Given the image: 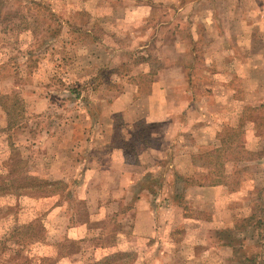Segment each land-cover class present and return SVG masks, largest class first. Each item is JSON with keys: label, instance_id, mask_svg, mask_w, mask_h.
I'll list each match as a JSON object with an SVG mask.
<instances>
[{"label": "crops", "instance_id": "1", "mask_svg": "<svg viewBox=\"0 0 264 264\" xmlns=\"http://www.w3.org/2000/svg\"><path fill=\"white\" fill-rule=\"evenodd\" d=\"M102 1L93 0L97 19ZM226 1L233 4L225 11L213 5L217 0H116L117 9L123 7L130 19L160 18L158 23L164 25L182 20L187 11L185 18L193 25L204 23V29L198 32L190 26V41L157 43L160 63L148 90L137 94L136 85L128 82L111 99V112L132 131L146 125L147 133L127 146L131 152L141 150L135 159L114 151L109 165L94 162L93 176L101 187L98 210L116 206L117 221H130L121 242L118 237L97 245L93 263L134 252L125 264H259L246 253L250 245L261 250L264 244V210L250 211L255 201L264 209V179L259 178H264V0ZM171 33L176 35V30ZM200 37L208 72L204 68L194 77L193 63L186 65L182 58L183 52H193ZM147 45L139 47L147 51ZM169 50V58H164ZM234 115L241 116V122L232 123ZM244 117L252 126L243 125ZM154 139L156 143H150ZM80 163L77 173L83 177L91 165L86 159ZM247 170L248 188L242 185ZM227 175L231 181L221 183ZM70 229L68 237L80 240L88 225L81 222ZM61 262L73 264L67 256Z\"/></svg>", "mask_w": 264, "mask_h": 264}, {"label": "rangeland", "instance_id": "2", "mask_svg": "<svg viewBox=\"0 0 264 264\" xmlns=\"http://www.w3.org/2000/svg\"><path fill=\"white\" fill-rule=\"evenodd\" d=\"M217 1L213 5L223 6L225 11L233 4ZM106 2L98 4L102 16L97 19L93 0H0V95L8 94L9 102L16 101L19 111L15 124L7 127V115L0 106V185H13L16 178L24 176L62 177L66 184L46 197L0 190V262L17 258L29 259L30 264L41 259L66 264L61 261L67 256L73 264H95L98 244H109L118 237L121 242L126 235L124 225L129 217L119 223L116 206L98 210L101 187L93 176L94 162L109 165L114 151L135 159L141 150L131 152L127 146L145 135L147 126L139 124L132 131L119 114L110 111L109 104L128 82L136 85L137 94L148 90L155 64L160 63L157 43L190 41L188 28L202 32L204 23L193 25L185 18L186 10L181 21L164 25L158 23L160 18L130 19L123 7L117 9L116 0ZM155 32H160L158 37ZM202 41L200 37L195 42L193 52H183L182 62L193 63L194 77L204 68L208 72ZM143 44H148L147 51L139 47ZM170 53L163 57L169 58ZM240 119L234 115L231 122L238 124ZM242 123L252 126L247 117ZM261 139L264 145V136ZM144 156L152 158L146 152ZM84 159L91 167L81 177L77 169ZM249 173L244 172L242 179L246 188L251 186ZM230 181L227 175L221 183ZM261 205V201L250 203V211L263 213ZM81 222L88 225L84 238H69L70 227ZM261 233L264 235V229ZM261 250L250 245L246 254L264 264V244ZM134 254L120 261L130 260ZM95 257L100 259L99 254Z\"/></svg>", "mask_w": 264, "mask_h": 264}, {"label": "trees", "instance_id": "3", "mask_svg": "<svg viewBox=\"0 0 264 264\" xmlns=\"http://www.w3.org/2000/svg\"><path fill=\"white\" fill-rule=\"evenodd\" d=\"M0 106L3 108V110L6 113L7 118V127H12L13 124H15L16 119L14 117L17 116L18 105L16 101L9 102V96L8 94H2L0 95ZM13 117V119L11 118ZM145 135H141L139 139L144 138ZM17 181V183H15ZM13 185L6 186V185H0V190L3 192H11V191H19L23 194H30L34 195L37 193H40V195H48L54 193L56 188L64 189L66 184L62 180H48V179H41L36 177H30V176H24L16 178L15 181L12 183ZM1 243V240H0ZM2 249V245H0V250ZM124 256L127 257L125 253H119L118 255L112 256L105 261H103L101 264H125L128 262L126 261H120ZM22 261V262H20ZM40 261V262H39ZM47 262V263H46ZM0 264H30L29 259H13V261H10L9 263H3L2 261ZM33 264H55V262L46 261L45 259H41L36 261V263Z\"/></svg>", "mask_w": 264, "mask_h": 264}]
</instances>
